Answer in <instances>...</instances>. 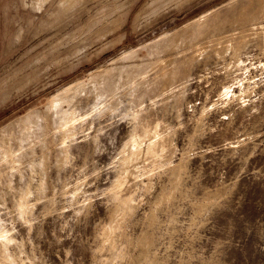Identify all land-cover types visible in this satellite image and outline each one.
Here are the masks:
<instances>
[{"label": "rangeland", "instance_id": "374dc122", "mask_svg": "<svg viewBox=\"0 0 264 264\" xmlns=\"http://www.w3.org/2000/svg\"><path fill=\"white\" fill-rule=\"evenodd\" d=\"M0 264H264V0H0Z\"/></svg>", "mask_w": 264, "mask_h": 264}, {"label": "bare ground", "instance_id": "6f19581e", "mask_svg": "<svg viewBox=\"0 0 264 264\" xmlns=\"http://www.w3.org/2000/svg\"><path fill=\"white\" fill-rule=\"evenodd\" d=\"M161 138V137H160ZM155 141V140H154Z\"/></svg>", "mask_w": 264, "mask_h": 264}]
</instances>
